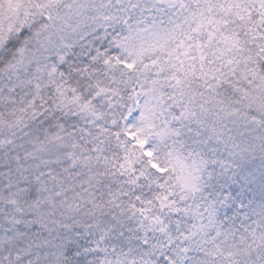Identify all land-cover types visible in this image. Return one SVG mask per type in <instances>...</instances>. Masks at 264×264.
I'll return each mask as SVG.
<instances>
[{
  "label": "snow or ice",
  "instance_id": "6c2138e0",
  "mask_svg": "<svg viewBox=\"0 0 264 264\" xmlns=\"http://www.w3.org/2000/svg\"><path fill=\"white\" fill-rule=\"evenodd\" d=\"M0 264H264V0H0Z\"/></svg>",
  "mask_w": 264,
  "mask_h": 264
}]
</instances>
